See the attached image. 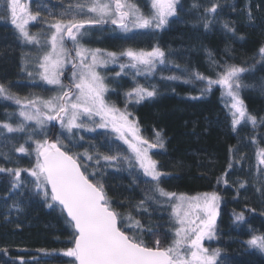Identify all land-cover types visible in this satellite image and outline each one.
<instances>
[{
  "label": "trees",
  "instance_id": "16d2710c",
  "mask_svg": "<svg viewBox=\"0 0 264 264\" xmlns=\"http://www.w3.org/2000/svg\"><path fill=\"white\" fill-rule=\"evenodd\" d=\"M70 2H29L33 12L41 9L37 21L28 25L30 33L40 38V45L25 43L14 26L0 19V84L11 94L22 100L48 99L54 95L52 87L37 75L36 64L48 34V25L39 21L55 23ZM194 3L198 7L194 8ZM136 4L146 14L149 12L145 3ZM213 4L218 5L215 18L206 11ZM203 17L212 21L207 29ZM225 23L234 28L235 33L228 32L223 27ZM82 43L88 48L117 53L129 47L150 50L159 45L164 49L170 61L166 69L157 68L147 79L136 78L145 86L154 85L157 95L139 104L127 105L139 121L145 138L155 142V134L159 132L164 141L163 148L152 149L158 167L166 173L161 178V187L188 196L216 192L220 196L217 236L205 246L210 250L220 248L221 259L226 258L227 264H264V252L246 243L252 235L264 234V165H258L255 154L258 147L264 148V61L256 60L259 49L264 47V0H180L178 17L171 18L163 31L130 40L109 24L94 27ZM212 60L220 65L235 64L251 69L244 74V82L251 86L243 88L240 95L247 111L257 118L255 128L243 122L233 128L226 107L228 98L220 86L214 85L211 92L204 93L202 81L192 79L185 83L161 79V76H180L181 69L215 78L220 69L215 68ZM105 71L110 90L115 89V94L109 91L107 98L124 109V93L130 91L136 81L130 75L117 78L118 65L110 64L106 70L101 69L102 74ZM67 73L63 75L69 76L71 68ZM18 111L19 106L14 102L0 99V122L7 120L15 125L22 119ZM45 127L50 142L59 137L66 150L80 154L82 164L87 165L82 167L86 174L96 172V177L89 176V179L96 182L102 177L113 207L122 216L131 214L144 225L140 238L146 244L153 245L156 237L152 232L161 233V246L171 242L173 228L169 208L151 199L145 200L146 195H151L148 192L151 185L135 179L138 171L126 165L107 166L103 160L99 166L95 161L83 160L85 152L93 154V147L102 154H113L107 151V143L118 145L119 151L128 155V148L114 139L115 134L80 130L79 134L85 137L83 141L76 136L69 140L64 138L67 133L62 135L52 122ZM31 128L30 124L28 130ZM102 133H107V137ZM25 136L26 133H11L6 134L11 139L0 137V167L31 169L35 166L34 145L30 141L25 143ZM22 144L29 149V155L15 150ZM222 178L227 184L218 183ZM12 179L8 172L0 173V264H72L73 258L61 254L73 246L74 239V228L66 222L65 213L57 204L48 207L51 201L35 191L34 178L27 172H21L22 186L15 192ZM241 182H245V187L239 186ZM142 201L143 207L138 209ZM240 213L245 217L243 222L235 219ZM129 232L131 234L132 230Z\"/></svg>",
  "mask_w": 264,
  "mask_h": 264
},
{
  "label": "snow or ice",
  "instance_id": "6c2138e0",
  "mask_svg": "<svg viewBox=\"0 0 264 264\" xmlns=\"http://www.w3.org/2000/svg\"><path fill=\"white\" fill-rule=\"evenodd\" d=\"M35 2L39 4L40 0ZM179 5L180 0H150L149 12L146 14L132 0H71L55 23L39 21L48 25V34L44 37L42 56L36 64L37 75L45 84L53 86L57 94L48 99L33 97L22 100L0 84V99L18 105V116L22 118L15 125L7 120L0 122V137L11 139L6 134L26 133L25 143L30 141L35 153V166L31 169L0 167V173L8 172L12 176V191L15 192L22 186L21 172H27L34 178L35 191L45 200L51 201L48 207L58 204L60 210L66 212V222L74 228V239L73 246L61 254L73 258L72 264H227L226 258L221 259L220 248L210 250L204 244L206 239L211 241L217 236L220 196L216 192L188 196L162 188L161 178L166 173L160 170L151 154L152 149L164 147L161 134H155V142L145 138L139 121L127 108L130 103L139 104L157 95L154 85L145 86L136 78L143 76L147 79L156 73L157 68L166 69L170 62L168 55L159 45L150 50L129 47L117 53L88 48L82 43L94 27L102 28L109 24L116 26L130 40L163 31L172 17H178ZM193 7L198 5L194 3ZM217 7L213 4L206 11L215 18ZM40 15L41 9L33 12L25 0H0V19L14 26L19 38L25 43L40 45V38L28 29L29 23L37 21ZM49 15L52 13L49 12ZM202 19L207 29L212 21L207 17ZM223 27L235 33L229 24L225 23ZM256 60L264 61V47L259 49ZM211 63L220 69L216 71L215 78L181 69L180 76H161V79L183 80L185 83L192 79L202 81L205 84L204 93L211 92L214 85L220 86L228 98L226 107L233 128L242 122L251 123L255 128L257 118L247 111L240 95L243 88L251 86L244 82V74L251 69L235 64L220 65L215 60ZM66 64H71V76L67 84L61 80ZM110 64L119 66L117 78L130 75L136 81L133 88L124 93V109L107 98L109 91L115 94V89L110 90L106 82L107 73L105 71L102 74L101 69L106 70ZM176 67L179 68V65ZM28 75L31 76L32 72ZM52 121L66 131L65 139L71 140L76 136L83 141L85 137L79 134L80 130L92 133L97 129H110L115 134L114 139L127 145L130 155L122 154L118 145L107 143V151L113 154H102L93 147V154L85 152L83 160L95 161L97 166L103 160L107 166L126 165L138 171L139 175L135 179L151 185L148 189L151 195H146L145 200L151 199L169 208L173 228L170 243L161 246L159 232H152V236L156 237L152 246L140 238L144 234V225L131 214L122 216L113 207L102 177L93 182L89 176L96 177V172L86 174L82 170L87 165L82 164L80 154L66 150L59 137L55 142L48 140L45 126ZM30 124L32 128L28 130ZM102 135L107 137V133ZM15 150L30 154L23 144ZM255 154L258 165H264V148L258 147ZM219 182L227 184L228 181L222 178ZM239 186L245 187V182ZM143 203L137 208H142ZM235 219L243 222L245 217L240 213ZM129 229L132 230L131 234ZM246 243L250 248L264 252V234L252 235Z\"/></svg>",
  "mask_w": 264,
  "mask_h": 264
},
{
  "label": "rangeland",
  "instance_id": "374dc122",
  "mask_svg": "<svg viewBox=\"0 0 264 264\" xmlns=\"http://www.w3.org/2000/svg\"><path fill=\"white\" fill-rule=\"evenodd\" d=\"M31 0H25V2L26 3H29ZM133 2L134 3H145L146 4V6H147V9H148V11H149V4H150V0H133ZM173 18V17H172ZM83 41V40H82ZM68 43H70V42H68ZM70 47H71V44H70ZM71 68V64H66V66H65V68H64V70H63V73L64 74H68L67 72H68V70ZM70 76H71V74L68 76V75H63L62 77H61V80L65 83V84H67L68 82H69V79H68V77L70 78ZM52 87V89L54 90V95H56L57 94V90L53 87V86H51ZM53 95V96H54ZM146 100V99H145ZM144 101V100H143ZM58 129H59V132L60 133H66V131H64V130H62L59 126L57 127ZM96 132H110V129H97V131ZM114 134V133H113ZM126 147H127V145H126ZM128 148V147H127ZM153 153V151L151 150V154ZM131 153H130V150H128V155H130ZM152 158L154 159V156H153V154H152ZM155 160V159H154ZM196 196V195H195ZM58 205V204H57ZM59 206V205H58ZM217 219H218V217H217ZM171 222V224H172V221H170ZM216 224H217V220H216ZM172 228V227H171ZM208 242H210L209 240H205L204 241V244L206 245Z\"/></svg>",
  "mask_w": 264,
  "mask_h": 264
},
{
  "label": "water",
  "instance_id": "95a60500",
  "mask_svg": "<svg viewBox=\"0 0 264 264\" xmlns=\"http://www.w3.org/2000/svg\"><path fill=\"white\" fill-rule=\"evenodd\" d=\"M52 124L54 125V127H58L59 126V124L57 123V122H55V121H52ZM60 127V126H59ZM65 213V215H66V212H64Z\"/></svg>",
  "mask_w": 264,
  "mask_h": 264
}]
</instances>
